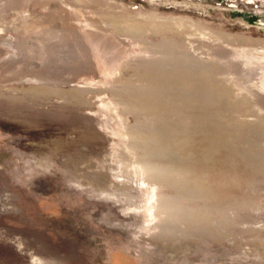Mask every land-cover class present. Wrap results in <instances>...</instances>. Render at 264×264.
Returning a JSON list of instances; mask_svg holds the SVG:
<instances>
[{
  "label": "rangeland",
  "instance_id": "obj_1",
  "mask_svg": "<svg viewBox=\"0 0 264 264\" xmlns=\"http://www.w3.org/2000/svg\"><path fill=\"white\" fill-rule=\"evenodd\" d=\"M0 264H264V0H0Z\"/></svg>",
  "mask_w": 264,
  "mask_h": 264
}]
</instances>
